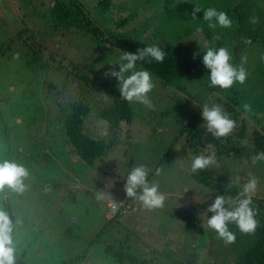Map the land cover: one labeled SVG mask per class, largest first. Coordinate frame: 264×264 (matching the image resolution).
<instances>
[{
	"label": "rangeland",
	"instance_id": "rangeland-1",
	"mask_svg": "<svg viewBox=\"0 0 264 264\" xmlns=\"http://www.w3.org/2000/svg\"><path fill=\"white\" fill-rule=\"evenodd\" d=\"M47 2L43 7H48ZM26 3L22 7V0H0V160L15 161L29 171L23 193L6 190L0 194V208L10 202L16 215L15 248L26 252L30 264H74L84 257L94 264H115L98 253V241H94L105 223L109 241L131 247L138 258H152L148 264H222L223 260L230 264L249 244L250 234L229 230L234 240L227 243L208 227L212 214L207 208L218 193L191 177L179 132L189 119L203 122L202 106L221 105L224 97L227 102L231 89L237 98L236 110H243L239 116L264 130V0H111L113 6L107 12L98 10L103 24L147 44H186L204 53L205 43L217 49L226 47L235 66L246 58L247 78L244 84L236 83L225 91L209 86L208 71L194 75L196 80L171 84H163L152 74L153 107L139 109L132 103L135 117L121 126L118 144L94 167L69 153L56 106L61 97L47 88L63 89L64 74L51 68L32 69L16 53L18 43L7 44L21 30L27 35L44 28L33 14L36 4L42 8L41 0ZM194 6L201 8L196 22L191 20ZM209 7L226 12L232 26L210 29L203 20V11ZM233 8L238 22L230 16ZM103 52L91 54L82 43L79 48L71 46V54H66L76 58L82 53L78 60L82 65L112 67L117 57ZM108 79L117 86L114 79ZM139 165L149 169V183L159 185L165 195L163 207L148 209L138 198L126 196L128 173ZM256 165L249 164L253 168L249 175L264 167ZM98 193L105 198L98 200ZM124 202L137 209L124 213L118 225L114 220L108 222L107 205ZM184 208V222L188 223L189 215L200 221L188 225L176 221L173 215Z\"/></svg>",
	"mask_w": 264,
	"mask_h": 264
},
{
	"label": "trees",
	"instance_id": "trees-1",
	"mask_svg": "<svg viewBox=\"0 0 264 264\" xmlns=\"http://www.w3.org/2000/svg\"><path fill=\"white\" fill-rule=\"evenodd\" d=\"M22 1L24 2L22 7H26V0ZM47 3L48 7H43L45 0H41L42 8L36 4V10L33 12L34 17H39L43 23V30L39 29L37 33L30 31L27 35L21 30L7 44L12 47L16 41L18 43L16 53L26 58L25 63L33 65L32 69H35V66L42 69L51 68L64 74L63 89L57 90L56 85H47V88L53 89L61 97L56 102V106L63 118L60 126L69 144V153L71 155L74 153L88 166L94 167L96 163H101L118 144L121 126L131 123L135 117V106L123 100L118 87L110 79L105 78V70L109 67L82 65L78 61L82 53L76 58L72 55L68 57L66 53H69L71 46L79 48L84 43L85 48L91 49V54L99 53L101 50L104 51L103 54L110 51L118 59L117 48L135 52L137 48L153 44H147L139 37L118 32V29H113L100 21L97 16L98 10L107 12L108 8L113 6L111 0H48ZM234 12H236L234 8L230 10V16L238 22L240 18H235ZM21 18L23 21V17ZM155 45L165 49L167 55L164 62H141L137 67L147 69L163 84H171L174 81L190 82L197 73L208 71L202 64L203 50H191L186 44L159 42ZM194 53L200 55L194 58ZM229 91L230 93L226 95L227 102L225 97L221 100L222 108L235 121V128L228 136L214 137L206 127H201L203 122L189 119L182 126L179 137L185 144L184 159L187 160L191 177L214 190L218 195L235 199L244 184L252 178L256 179V191L251 195V199L257 227L253 232L248 233L249 244L241 254L230 261V264H264V194L260 186L263 184L261 180L264 179V167L255 173L253 170L251 175L248 174L253 169L249 164H253L254 167L258 163L264 165V161L253 160V157L264 153V130L250 125L244 116H239L243 110L241 108L236 110L237 98L233 94V89ZM137 106L139 109H145L143 105ZM212 152L215 153L216 159L214 166L196 173L190 170L191 155L201 153L207 155ZM113 204L115 203L107 205L110 213L108 212L106 219L108 222L114 220L117 225L121 222L119 220L123 218L124 213L127 215L129 210L136 208L135 204L124 202L123 205L116 204V210L113 211ZM2 209L12 221L14 242L16 220L14 208L6 201ZM186 211L187 208H184L183 211L177 212V215H173L177 218L176 221L185 224ZM193 217L187 216L186 220L189 221L185 225L200 221L198 217L195 220ZM228 228L230 231L240 230L235 223H230ZM107 229L108 226L104 223L103 228L95 233L94 241H98L99 254L115 264L151 263L152 258H138L132 253L131 247H123L118 242L109 241ZM189 255L190 259H193V256ZM15 260L16 264H30L25 251L16 249ZM228 262L223 260L222 264ZM83 263L94 264L85 257L75 260L74 264ZM181 264L188 262L181 261Z\"/></svg>",
	"mask_w": 264,
	"mask_h": 264
},
{
	"label": "clouds",
	"instance_id": "clouds-1",
	"mask_svg": "<svg viewBox=\"0 0 264 264\" xmlns=\"http://www.w3.org/2000/svg\"><path fill=\"white\" fill-rule=\"evenodd\" d=\"M201 13L199 6H194L191 20L197 21V14ZM203 20L208 22L210 29L217 26L227 29L232 26V20L224 11H217L209 7L203 11ZM256 21L254 20L253 23ZM205 53L202 56V64L210 73L208 79L210 87H218L229 90L234 84H244L247 71L243 66L246 58H242L239 66L232 63V56L226 47H210L205 43ZM119 53L116 63L104 73L105 78L114 79L117 82L120 97L128 103L143 105L151 109L153 107L150 93L155 88L152 73L147 69L138 68V63L155 61L163 63L167 55L165 49L157 45L137 48L135 52L117 48ZM200 53H194V58ZM249 110V105H243ZM201 111V119L207 131L212 136L222 138L228 136L235 128V121L224 111L221 105L205 103ZM254 161H264V153L253 157ZM216 164L215 153L193 154L190 158V170L193 173L202 171ZM149 169L139 165L130 170L127 176L124 191L127 197L138 198L148 209L163 207L165 195L159 191V185L150 184L148 181ZM29 177L26 167L11 160H0V194L6 190L15 193H23L26 189L25 181ZM257 181L250 179L242 186V190L235 199L225 195H217L207 212L211 217L207 220L208 227L213 229L220 238L227 243L234 240V235L229 231L228 225L235 223L245 233L253 232L257 227L255 211L252 206L251 194L256 191ZM139 190V191H138ZM103 193H98L97 199L103 200ZM227 205V206H226ZM117 205L113 204V211ZM13 225L8 214L0 208V264H16V248L12 237Z\"/></svg>",
	"mask_w": 264,
	"mask_h": 264
}]
</instances>
